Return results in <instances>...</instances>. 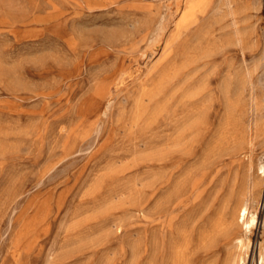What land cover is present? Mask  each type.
Masks as SVG:
<instances>
[{
    "label": "rangeland",
    "instance_id": "1",
    "mask_svg": "<svg viewBox=\"0 0 264 264\" xmlns=\"http://www.w3.org/2000/svg\"><path fill=\"white\" fill-rule=\"evenodd\" d=\"M180 4L0 0V264H166L243 198L260 264L264 0Z\"/></svg>",
    "mask_w": 264,
    "mask_h": 264
},
{
    "label": "bare ground",
    "instance_id": "2",
    "mask_svg": "<svg viewBox=\"0 0 264 264\" xmlns=\"http://www.w3.org/2000/svg\"><path fill=\"white\" fill-rule=\"evenodd\" d=\"M205 1L206 0H181L180 7L178 9V14H179L178 27L179 26L185 27L186 25L195 21L196 14L204 6ZM225 3H227V2H225ZM169 151H170V149H169ZM248 186H249V184H248ZM254 186H257V185H254ZM171 190H173V189H171ZM171 192H173V191H171ZM165 194L166 193H164V195ZM174 194L176 195V193H174ZM257 194H259V193H257ZM168 196H169V192H168V195L166 194V197H168ZM166 197H165V199H166ZM254 197H257V195ZM257 198H254V199H257ZM247 201H249V200L243 198V200H241L239 205L236 204L237 207H235V209H234L237 222H239V218H240V222H241L240 225L235 227V224H237V223H234V222L228 223L226 220V217H225V213H222V215L220 216L218 221H215L211 225H210V223H209V225L207 224L209 227L203 226L202 229L199 231V233L197 234L198 242H197V250L196 251H191L190 236H188V235L187 236L185 235L186 237L183 236V242L182 243L171 244L169 247V252L167 255V259H166V264H244V254L246 252L245 249L247 248L248 244L245 240L246 239V233L243 230V228L251 231L252 230L251 228H252V226L256 220L255 211L253 209V206L251 204V207H252L251 208L250 205H248L249 202L247 203ZM159 202H161V201L159 200ZM169 202H170V199H169ZM258 202H259V200H258ZM228 203H229V201H228ZM250 203H252V202H250ZM158 204L160 205V203H158ZM169 204H171V203H169ZM254 204H257V203H254ZM155 207H156V205H155ZM153 208H154V205H153ZM250 208L253 210H251ZM156 209H158V208H156ZM156 209L154 208V210H156ZM204 221H206V220H204ZM209 221L211 222V220H209ZM182 224H183V221H182ZM184 225L186 226L185 222H184ZM200 226L198 228H201ZM185 229H187V228H185ZM180 232H183V231H180ZM177 238L180 239L181 236H179ZM172 241L173 240L171 239V242ZM192 241H193V239H192ZM152 243H149V244H152ZM221 245H222V247L226 248V252L223 255V257L221 256V253H220L221 252ZM155 248L156 247H153V251H155ZM197 251H200L198 253V255H196V257L193 256V254ZM153 255H155V253H153ZM260 256H261L260 264H264V248L262 250H260ZM139 257H141V256L139 255ZM149 258H150V256H149ZM149 258H148V260H149ZM194 260H196L195 261L196 263L194 262ZM149 262H150V260H149Z\"/></svg>",
    "mask_w": 264,
    "mask_h": 264
}]
</instances>
